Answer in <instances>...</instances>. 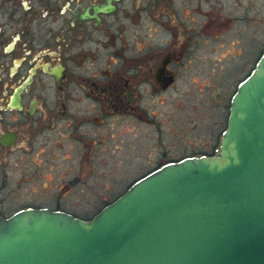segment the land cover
Here are the masks:
<instances>
[{
    "label": "flooded vegetation",
    "instance_id": "1",
    "mask_svg": "<svg viewBox=\"0 0 264 264\" xmlns=\"http://www.w3.org/2000/svg\"><path fill=\"white\" fill-rule=\"evenodd\" d=\"M232 1L240 10L241 0ZM223 7V0H0V218L49 208L90 219L148 173L135 176L137 150H160L174 91L183 85L188 94L193 82L201 92L207 84L192 75L207 69L209 45L223 47L221 28L256 19ZM110 156L124 172L132 166L112 178L123 186L133 177L120 192L96 188L109 177L98 170ZM80 199L88 209L104 205L83 216L75 211Z\"/></svg>",
    "mask_w": 264,
    "mask_h": 264
},
{
    "label": "water",
    "instance_id": "2",
    "mask_svg": "<svg viewBox=\"0 0 264 264\" xmlns=\"http://www.w3.org/2000/svg\"><path fill=\"white\" fill-rule=\"evenodd\" d=\"M213 154L169 160L90 219L0 218V264H264V47Z\"/></svg>",
    "mask_w": 264,
    "mask_h": 264
},
{
    "label": "rangeland",
    "instance_id": "3",
    "mask_svg": "<svg viewBox=\"0 0 264 264\" xmlns=\"http://www.w3.org/2000/svg\"><path fill=\"white\" fill-rule=\"evenodd\" d=\"M223 5L224 14L245 11L250 14V17L256 18V21L233 22L232 20L229 26L224 25L221 28L218 35H222L223 47L219 49L209 45L207 69L192 75L194 80L201 84L206 83L207 86L201 87L199 92L196 89L198 87L192 82L187 84L191 86L188 94L183 90V85L174 91L175 110L172 121L169 122L171 132H164L160 140L162 142L160 150H137V157L142 164L138 170L135 169L137 172L135 176L150 171L162 159L176 160L187 155L212 154L215 151L212 150L214 144H219V132L226 126L228 99L239 79L251 68L254 53L257 56L264 45V0H241L240 10L235 9L232 0H223ZM220 56H224L223 59ZM216 57L221 61H216ZM212 59L221 64L212 66ZM195 98L200 99L196 101ZM186 99L191 102H184ZM132 159L133 167H135L136 161L133 156ZM131 171V165H128L124 172L117 158L110 156L108 162L98 170L99 175L106 174L109 177L100 176V179L96 181L97 191L99 189L103 192L108 191V184H112L110 191H122L133 177L130 175L123 186L113 184L112 178L116 177L115 174L123 176ZM72 202L67 204L69 209L78 206L76 200ZM102 205H104L103 202L96 201L88 209L89 203L82 202L80 199V212L75 211L83 216H89Z\"/></svg>",
    "mask_w": 264,
    "mask_h": 264
}]
</instances>
